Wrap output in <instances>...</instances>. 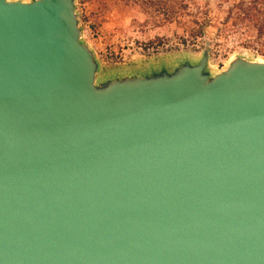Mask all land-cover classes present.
I'll return each mask as SVG.
<instances>
[{
  "label": "water",
  "instance_id": "obj_1",
  "mask_svg": "<svg viewBox=\"0 0 264 264\" xmlns=\"http://www.w3.org/2000/svg\"><path fill=\"white\" fill-rule=\"evenodd\" d=\"M99 79L77 0H0V264H264V60Z\"/></svg>",
  "mask_w": 264,
  "mask_h": 264
},
{
  "label": "rangeland",
  "instance_id": "obj_2",
  "mask_svg": "<svg viewBox=\"0 0 264 264\" xmlns=\"http://www.w3.org/2000/svg\"><path fill=\"white\" fill-rule=\"evenodd\" d=\"M237 1L77 0V12L83 39L100 63V80L170 71L198 62L206 50L208 69L216 74L238 56L264 60L246 45L255 30L229 18Z\"/></svg>",
  "mask_w": 264,
  "mask_h": 264
},
{
  "label": "trees",
  "instance_id": "obj_3",
  "mask_svg": "<svg viewBox=\"0 0 264 264\" xmlns=\"http://www.w3.org/2000/svg\"><path fill=\"white\" fill-rule=\"evenodd\" d=\"M229 18L236 25L255 30L253 39H247L246 45L264 56V0H239L233 3L229 9Z\"/></svg>",
  "mask_w": 264,
  "mask_h": 264
}]
</instances>
